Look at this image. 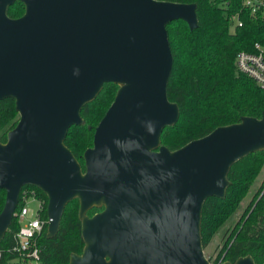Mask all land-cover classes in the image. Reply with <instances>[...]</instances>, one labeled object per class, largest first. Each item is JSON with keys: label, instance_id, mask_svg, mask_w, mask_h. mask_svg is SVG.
<instances>
[{"label": "water", "instance_id": "1", "mask_svg": "<svg viewBox=\"0 0 264 264\" xmlns=\"http://www.w3.org/2000/svg\"><path fill=\"white\" fill-rule=\"evenodd\" d=\"M15 2L23 13L10 19ZM176 20L195 29V5L0 0V101L12 99L18 116L0 143V241L19 191L31 186L46 198V238L57 233L64 206L77 201L82 249L68 264H209L202 204L224 198L232 164L264 151V115L174 151L160 145L162 130L178 118L166 97L172 59L165 27ZM106 83L117 90L82 153L81 171L63 140ZM92 207L101 210L88 217ZM232 264L254 263L244 256Z\"/></svg>", "mask_w": 264, "mask_h": 264}, {"label": "trees", "instance_id": "2", "mask_svg": "<svg viewBox=\"0 0 264 264\" xmlns=\"http://www.w3.org/2000/svg\"><path fill=\"white\" fill-rule=\"evenodd\" d=\"M181 4H194L197 27L191 31L180 20L165 27L171 54V69L166 84V97L178 108V118L171 127L160 134V145L174 151L189 141L201 138L213 129L238 123L243 117L259 119L264 115V89L239 73L234 67L237 52H254V45L264 48V16L259 11L251 13L242 0H156ZM264 2V0H260ZM23 13V5L13 3L7 8L10 19ZM241 23L230 26L231 18ZM117 86L103 84L100 92L80 110L83 124L67 130L63 145L83 171L82 153L91 147L94 128L109 107ZM18 116L12 99L0 101V143L16 124ZM264 164V151L248 154L236 161L226 175L228 186L223 199L207 198L201 208L200 240L202 249L212 236L231 217L239 202L253 186L258 171ZM38 199L44 201L42 217H45L46 198L37 189ZM4 204V192L0 190V211ZM20 208L18 204L16 210ZM78 204L70 200L63 208L57 233L38 239L41 264H68L71 254H80V224L77 219ZM98 209H91L92 216ZM18 225L11 220L0 249H10L12 235ZM6 254V253H5ZM249 256L254 264L264 262V175L251 202L232 226L212 264L228 262ZM8 257L3 255L0 264Z\"/></svg>", "mask_w": 264, "mask_h": 264}, {"label": "built area", "instance_id": "3", "mask_svg": "<svg viewBox=\"0 0 264 264\" xmlns=\"http://www.w3.org/2000/svg\"><path fill=\"white\" fill-rule=\"evenodd\" d=\"M242 5L248 7L251 13L257 11L264 16V2L260 0H242ZM241 26L235 17L231 18L230 26ZM235 69L251 79L259 88L264 89V54L260 46L254 45V52H237L234 56ZM35 204V210H29L28 205ZM11 220H15L18 228L12 235L13 245L10 249H0V261L3 255L8 259L4 264H41L38 239L42 233H46L49 220L42 217L44 201L38 199L33 190L21 189L18 194L17 205ZM6 253V254H5Z\"/></svg>", "mask_w": 264, "mask_h": 264}, {"label": "rangeland", "instance_id": "4", "mask_svg": "<svg viewBox=\"0 0 264 264\" xmlns=\"http://www.w3.org/2000/svg\"><path fill=\"white\" fill-rule=\"evenodd\" d=\"M260 50L264 54V48L260 47ZM264 175V164L258 171L257 176L254 179L253 186L249 189V192L246 194V196L239 202L237 209L235 212L231 215V217L219 228V230L212 236L209 243L202 249V254L205 260L209 264H212L215 260L220 248L222 247V244L224 240L226 239L229 231L231 230L232 226L235 224V222L239 219L241 213L245 210V208L248 206V204L251 202L254 193L256 192L258 186L260 185L261 179ZM28 209L34 211L35 210V204L30 203L28 205ZM91 209H98L101 210V207H92Z\"/></svg>", "mask_w": 264, "mask_h": 264}, {"label": "flooded vegetation", "instance_id": "5", "mask_svg": "<svg viewBox=\"0 0 264 264\" xmlns=\"http://www.w3.org/2000/svg\"><path fill=\"white\" fill-rule=\"evenodd\" d=\"M99 212V211H98ZM97 213V212H96ZM95 214V213H94ZM89 217H91V216H89Z\"/></svg>", "mask_w": 264, "mask_h": 264}]
</instances>
